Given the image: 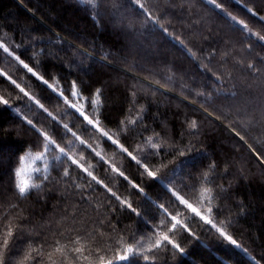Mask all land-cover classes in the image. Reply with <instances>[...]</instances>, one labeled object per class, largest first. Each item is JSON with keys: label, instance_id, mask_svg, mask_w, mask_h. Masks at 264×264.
<instances>
[{"label": "trees", "instance_id": "1", "mask_svg": "<svg viewBox=\"0 0 264 264\" xmlns=\"http://www.w3.org/2000/svg\"><path fill=\"white\" fill-rule=\"evenodd\" d=\"M124 2L0 0V43L15 49L49 83H58V90H64L66 96L73 81L85 99H96L93 93L100 89L106 130L116 133L113 138H120L130 150L145 148L147 138L152 137L163 151L153 157L151 169L160 170L158 176L164 184L174 175L175 185H169L174 190L182 187L181 180L195 184V191L185 188L180 194L204 214L208 205L200 199L208 195L205 188L211 190V205L220 210L214 215L231 222L225 230L240 246L223 240L182 206L166 204L169 212L181 213L178 219L187 223L195 236L183 230L171 235L185 253L173 257L162 251L159 264H264V41L251 35H264V0H217L224 11L206 0H152L154 11L158 17L163 15L161 23L171 35L151 28L143 37H136L119 15H113ZM238 21H244L251 32L243 30ZM135 27L144 31L140 23ZM173 37L183 40L184 47ZM185 48L195 52L196 58ZM212 49L215 53L210 56ZM248 64L262 69L260 75L253 74ZM0 71L11 75L47 109L45 112L35 100L23 97L6 77H0V96L9 100L8 105H0V188L4 190L0 216L26 218L25 227L38 237L34 246L43 247L40 264H51L47 259L50 252L57 264L62 260L63 264H98L89 253L109 247V238L116 235L111 225L123 237L122 247L130 242L132 231L151 235V229L129 210L117 207L113 214L106 205L109 200L116 205V201L102 186L88 189L84 193L88 199L81 200L80 190L61 176L63 169L51 171L52 182L26 197L11 190L15 170L40 168L43 172L46 163L34 159L43 147L37 146L36 133L23 119L27 116L58 143L62 125L68 124L85 141L84 145L77 141L71 154L95 165L94 175L131 201L152 225L158 223L153 218L155 205L169 199L162 184L142 174L116 146L84 130L81 120L61 99L2 50ZM96 111L92 106L91 112ZM133 120L137 123H128ZM192 121L197 122L195 130L190 128ZM72 139L69 133L65 143ZM188 147L196 151L189 152ZM27 163L31 166L26 167ZM112 164L125 172L128 181L111 171ZM42 172L32 173L34 182H39L35 178ZM72 176L78 177V171L73 170ZM75 182L85 184L80 178ZM131 182L144 192L134 189ZM77 236L81 239L74 243ZM56 240L66 250L82 246L89 260L77 259L70 251L67 256L55 253ZM128 264L141 261L134 259Z\"/></svg>", "mask_w": 264, "mask_h": 264}, {"label": "snow or ice", "instance_id": "2", "mask_svg": "<svg viewBox=\"0 0 264 264\" xmlns=\"http://www.w3.org/2000/svg\"><path fill=\"white\" fill-rule=\"evenodd\" d=\"M164 3H167V0H164ZM207 4L213 5L215 8L224 11V5L218 3L217 0H206ZM251 12L252 10L249 9ZM233 21H236V17L232 16L231 13L225 12ZM113 15H119L122 20L127 24L130 31L135 34L136 37H143L144 32L148 31L151 28H159L163 33L171 35L168 28L161 23L163 15L157 16L156 11H154V5L152 0H126L124 3H120L117 10ZM264 20V17H261ZM137 23L141 24V28L144 31L137 29L135 26ZM239 24L243 26V30L251 32L248 29V26L244 21H238ZM251 35L256 36L260 41H264V35H259L258 33H251ZM179 41L182 47H184L183 40H180L179 37H173ZM0 50L3 53H6L7 56L12 57L21 65L28 73H31L32 76L37 77L48 89L51 90L52 94L55 95L58 99H61L67 107L72 110L77 118L82 122L84 130H91L93 133L98 134V137L106 142H109L111 145L116 146L122 154H125L131 161L135 162L139 168H141L142 174H146L147 177L156 180L158 183L164 186V190L168 194V201L166 203L156 204L157 209L156 215L153 217L158 220L156 225H152L148 220H145L142 213L137 211V208L133 206V203L128 199H123L120 195L117 194V191H114L112 187H109L104 183L103 180L98 179L94 175L95 165H88L87 160L84 157L76 158L71 154V150L74 144L79 141L81 145L85 144V141L80 139L75 132H72L68 124H63V132H59L60 143L56 139H53L52 136L40 128H37L33 123L32 119H28L27 116L23 117L27 125L31 126L32 130L36 133L38 138V145L42 146L43 151H41L34 159L45 160V166L43 172L40 168H32L30 171L27 168H21L14 171V181L11 186V190L15 193H18L19 197H26L30 194L33 189H41L43 185L52 182V177L50 175L51 171H59L63 169L60 173L63 178L69 179L72 181V186L79 189L81 192L80 199H88L84 193L91 189L95 191L94 186H102L103 189L110 194L112 199H115L116 205H112L110 200L107 203V207L111 208L112 213H115L117 207L127 209L131 213L137 215L143 223L151 229L152 234L148 235L147 233L141 235L138 231H132L128 234V240L126 247H122L121 240L123 237L120 236L119 230L115 225H111V231L116 235L115 237H110V245L107 248L95 249L94 252L90 251V255H95L98 264H128V262L138 259L141 261V264H159L160 253L163 251L164 255H172L173 257L176 253L184 254L185 249L181 247L176 240L171 238V235L175 234L179 230H183L189 233L191 236H195V233L191 231L187 223H184L182 220L178 219V216L181 215L179 212H169L168 206L173 203L182 206L185 211H190L193 218H198L205 226L209 229L214 230L219 237L223 240L229 242L231 245L239 247L238 241L233 238L232 235L228 234L225 230L230 226V221L225 222L219 220L214 213L220 211L218 208L214 209L211 205V190L205 188L203 191L208 195L200 199L201 204H207L206 212L200 207H196L193 203H190L184 195L180 193L183 192L185 188H188L190 191H195L196 185L190 184L185 180H181L179 184L182 187H170L169 185H175V176L168 177V184H164V179L158 176V171H153L150 167L153 157H155L158 152L163 151L162 146L159 143L152 141V137L147 138L145 148H139L137 146L134 150H130V146L126 147L124 143H121L120 138H113L116 136V133H110L105 124L106 117L104 116L103 110L101 109V101L99 99L102 95L101 90L97 89L93 95L96 96V99H85L82 96V89L78 88L75 81L72 82L71 88L69 90V95H65L64 90L60 89L58 83H49L47 79L38 72L34 71L33 67H30L24 59L21 58V55L17 54L15 49H10L5 43H0ZM188 54L192 58H196V53L191 49L185 48ZM215 49L209 53V55H214ZM247 68L255 75L259 76L262 72V69L257 68L254 64H248ZM215 75V74H213ZM0 77H6L12 85H15L19 89L20 93L23 94V97H28L29 100H35V103L39 105L41 109H44V105L40 103L35 97L29 96V93L25 91L23 87L15 79L12 78L5 71H0ZM217 81H220V77L216 76ZM223 84V81H220ZM235 93H233V96ZM21 97V99H23ZM69 97L73 99H69ZM73 100L80 101L84 100V103L73 102ZM9 100L5 99L3 96H0V105H8ZM95 106L97 111L95 113L91 112V107ZM47 112V109H44ZM205 112L207 110L205 109ZM50 115V114H49ZM218 119V118H217ZM129 124H136L137 121H128ZM59 129V125L57 126ZM190 128L195 130L198 128L197 122L192 121ZM146 130V129H145ZM232 131L235 135L239 136L238 132H235L233 128ZM71 134L73 137L72 140H68L65 143V137L68 134ZM243 139V137H240ZM124 139H127V136H124ZM64 146H61V144ZM251 147V146H249ZM88 148L91 149V145H88ZM189 152H195L194 147H188ZM134 152H139L141 155L134 154ZM58 153V154H57ZM49 154L51 155V160H49ZM181 156H184V152H180ZM96 157H100L103 161V157L99 152H95ZM21 160L24 157H20ZM147 161V162H144ZM166 167L161 165V168ZM111 171L116 174V176L123 178L125 181H128V177L125 175V172L122 171L119 167H116L115 164L110 165ZM91 169V170H90ZM76 170L79 173V176L74 178L72 176V171ZM175 170L173 169V172ZM41 175L36 176V181L34 182L32 178V173H41ZM77 178L84 179L85 184L76 183ZM131 186L138 190L140 193L144 192V189L134 182H131ZM3 189L0 188V195H3ZM28 221L22 216H16L12 219H9L8 216H0V264H40L43 260V247L38 245L34 246V243L38 240V237H35L31 230L25 227ZM170 225V227H169ZM166 229V230H165ZM81 237L77 236L74 243H79ZM54 252L61 253L64 256H67L68 251L73 253L77 259L89 260L88 255H84V248L73 247L70 250H66V246L60 244L59 240L54 242ZM135 245V246H133ZM247 251V249H244ZM48 261L51 264H57V261L53 259V253L50 252L47 257ZM63 264V260L61 261ZM89 264H92V261H89ZM259 264V262H257Z\"/></svg>", "mask_w": 264, "mask_h": 264}, {"label": "rangeland", "instance_id": "3", "mask_svg": "<svg viewBox=\"0 0 264 264\" xmlns=\"http://www.w3.org/2000/svg\"><path fill=\"white\" fill-rule=\"evenodd\" d=\"M73 102H74V101H73ZM29 166H31V164H30V163H27V164H26V167H29ZM134 246H135V245H134Z\"/></svg>", "mask_w": 264, "mask_h": 264}]
</instances>
